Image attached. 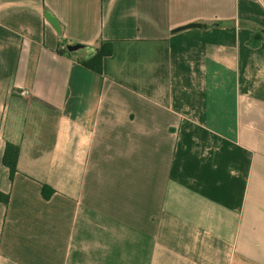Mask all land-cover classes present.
I'll return each mask as SVG.
<instances>
[{
    "label": "crops",
    "instance_id": "1",
    "mask_svg": "<svg viewBox=\"0 0 264 264\" xmlns=\"http://www.w3.org/2000/svg\"><path fill=\"white\" fill-rule=\"evenodd\" d=\"M0 193V264H264V0H0Z\"/></svg>",
    "mask_w": 264,
    "mask_h": 264
},
{
    "label": "trees",
    "instance_id": "2",
    "mask_svg": "<svg viewBox=\"0 0 264 264\" xmlns=\"http://www.w3.org/2000/svg\"><path fill=\"white\" fill-rule=\"evenodd\" d=\"M261 38H262L261 33H253L249 40V44L251 46H256L259 44ZM65 52L68 51L66 49L59 50V53H65ZM112 52H113V42L111 40H103L99 44L95 54H93L88 58L78 59V62L86 69H89L101 75L103 73L102 71L103 58L111 55ZM18 154H19L18 146L7 142L2 157V164L9 169V178L11 180L16 172V162H17ZM52 193H53L52 189H49L48 192H46L45 187H43V196L45 198H49ZM0 201L7 203L8 195L0 193Z\"/></svg>",
    "mask_w": 264,
    "mask_h": 264
},
{
    "label": "water",
    "instance_id": "3",
    "mask_svg": "<svg viewBox=\"0 0 264 264\" xmlns=\"http://www.w3.org/2000/svg\"><path fill=\"white\" fill-rule=\"evenodd\" d=\"M45 15H46V18L49 20V22H51V24H53V26L57 30H59V24H58L57 20L55 18L51 17L48 13H46ZM191 26H195V24H192ZM81 46L82 45L77 44V43L76 44H68L66 46V49L69 50V51H74V50L80 48Z\"/></svg>",
    "mask_w": 264,
    "mask_h": 264
},
{
    "label": "built area",
    "instance_id": "4",
    "mask_svg": "<svg viewBox=\"0 0 264 264\" xmlns=\"http://www.w3.org/2000/svg\"><path fill=\"white\" fill-rule=\"evenodd\" d=\"M21 94H22V95H25V94H27V91L22 90V91H21Z\"/></svg>",
    "mask_w": 264,
    "mask_h": 264
}]
</instances>
